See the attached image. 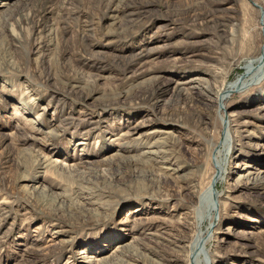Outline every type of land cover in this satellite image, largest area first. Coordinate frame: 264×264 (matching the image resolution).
Returning a JSON list of instances; mask_svg holds the SVG:
<instances>
[{
  "label": "rangeland",
  "instance_id": "obj_1",
  "mask_svg": "<svg viewBox=\"0 0 264 264\" xmlns=\"http://www.w3.org/2000/svg\"><path fill=\"white\" fill-rule=\"evenodd\" d=\"M263 52L264 0H0V264H264Z\"/></svg>",
  "mask_w": 264,
  "mask_h": 264
},
{
  "label": "bare ground",
  "instance_id": "obj_2",
  "mask_svg": "<svg viewBox=\"0 0 264 264\" xmlns=\"http://www.w3.org/2000/svg\"><path fill=\"white\" fill-rule=\"evenodd\" d=\"M132 20V19H131ZM130 20V21H131ZM126 21V20H125ZM128 21V20H127ZM126 21V22H127ZM132 22V21H131ZM263 56H262V58H260V53H259V55H258V57L256 58V59H254V60H252L251 62H248L247 64H246V72L244 73V74H246V75H249L248 76V79H246V80H244V81H242V80H239V78L237 79V80H235V81H233V82H231V83H228L227 85H223L221 88H220V90H219V92L217 93L218 95H217V100H216V102H217V104L219 103H221V100L223 101V99L224 98H227V96H226V94H228L230 91H234V90H237V89H239V88H243V87H245L246 85H248L249 83H253L254 81H256V79L255 80H253V78L254 77H257L258 75H259V73H261L262 72V70L264 69V52H263V54H262ZM261 76V75H260ZM247 77V76H246ZM243 79V78H242ZM252 80V81H251ZM242 81V82H241ZM190 97V96H189ZM228 127L230 128V123H228ZM228 130V131H227ZM226 135H225V142H224V144L223 145H221L220 146V149L217 151V154H216V159H217V164L218 165H215V167H213L214 169L212 170V173L210 174L211 175V180L213 179V177L216 175V169H220V167H221V160L222 161H226L227 159H231L232 157L230 156V154H229V150H230V146H229V144H227L226 145V143L227 142H230V140H231V136H232V134L230 133L231 132V130L230 129H226ZM228 135H230V140L229 139H227L228 137ZM232 140H233V138H232ZM227 147H226V146ZM212 150V149H211ZM223 151H225V152H223ZM224 153V154H223ZM223 154V155H222ZM223 163V162H222ZM225 164V163H224ZM226 166V165H225ZM53 167V166H52ZM222 170H219L218 171V178H215V179H217V181L219 182L220 180H222V178H223V176H225V174L227 173V170H226V168H224V166L222 165ZM209 169V168H208ZM225 169V170H224ZM215 179L213 180V181H215ZM217 181H216V183L214 184V185H216L217 184ZM211 183V182H210ZM210 185V184H209ZM209 185H208V190L203 194L204 196H203V198H201L199 201H197V204H196V207H195V211H194V221L196 220L197 221V227H196V236H194L195 237V239H194V237L192 238V241H191V243H190V247H189V251H190V249L191 250H195L196 248H197V246H198V242L200 241V239L203 237V232L199 229L200 228V220L203 218V217H205L208 221H209V224H211V222L213 221L212 220V215L213 214H210V211L212 210V208H210L209 207V204H208V202H209ZM216 198H219V195L217 194L216 195V197H215V199ZM198 200V199H197ZM193 215V214H192ZM208 216V217H207ZM195 221V222H196ZM135 222V221H134ZM208 228V227H207ZM209 230V229H208ZM207 230V231H208ZM194 234V235H195ZM215 234V233H214ZM211 237H209L208 238V241L209 240H212V239H210ZM207 241V240H206ZM207 243V242H206ZM202 244V243H201ZM205 244V243H204ZM192 251V252H193ZM191 253V252H190ZM188 263V262H187ZM196 264H199L198 262L196 263Z\"/></svg>",
  "mask_w": 264,
  "mask_h": 264
},
{
  "label": "water",
  "instance_id": "obj_3",
  "mask_svg": "<svg viewBox=\"0 0 264 264\" xmlns=\"http://www.w3.org/2000/svg\"><path fill=\"white\" fill-rule=\"evenodd\" d=\"M245 75H246V74H245ZM242 76H243V75H241V77H242ZM214 178H218V174H217V173H216V175L214 176ZM215 180H216V179H215ZM214 184H215V182H214V181H212V182H211V184H210V187H211V192H212V191H213V192H215V190H216V189H215V185H214ZM212 195L214 196V194H213V193H212ZM201 241H203V238H201V239H200V242H201Z\"/></svg>",
  "mask_w": 264,
  "mask_h": 264
}]
</instances>
